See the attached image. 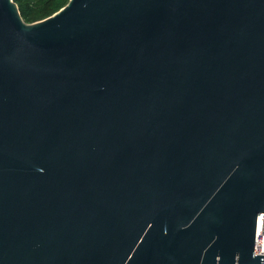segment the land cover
<instances>
[{"label": "water", "instance_id": "obj_1", "mask_svg": "<svg viewBox=\"0 0 264 264\" xmlns=\"http://www.w3.org/2000/svg\"><path fill=\"white\" fill-rule=\"evenodd\" d=\"M264 0H0V264H264Z\"/></svg>", "mask_w": 264, "mask_h": 264}, {"label": "trees", "instance_id": "obj_2", "mask_svg": "<svg viewBox=\"0 0 264 264\" xmlns=\"http://www.w3.org/2000/svg\"><path fill=\"white\" fill-rule=\"evenodd\" d=\"M27 22H35L54 14L69 0H15Z\"/></svg>", "mask_w": 264, "mask_h": 264}, {"label": "built area", "instance_id": "obj_3", "mask_svg": "<svg viewBox=\"0 0 264 264\" xmlns=\"http://www.w3.org/2000/svg\"><path fill=\"white\" fill-rule=\"evenodd\" d=\"M255 253L264 255V213L259 215L257 221Z\"/></svg>", "mask_w": 264, "mask_h": 264}]
</instances>
